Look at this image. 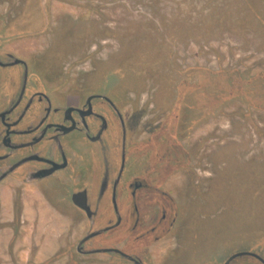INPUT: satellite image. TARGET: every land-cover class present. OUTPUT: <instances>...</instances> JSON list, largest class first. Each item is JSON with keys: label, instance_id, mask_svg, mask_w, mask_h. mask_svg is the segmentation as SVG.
Masks as SVG:
<instances>
[{"label": "rangeland", "instance_id": "rangeland-1", "mask_svg": "<svg viewBox=\"0 0 264 264\" xmlns=\"http://www.w3.org/2000/svg\"><path fill=\"white\" fill-rule=\"evenodd\" d=\"M249 1L262 10L257 15L261 28L206 34L187 27L185 0H0V18L9 19L14 29L8 36L12 44L38 55L61 92L102 79L109 88L121 85L126 114L139 118L142 150L183 142L189 156L205 158L204 167L193 164L190 170L210 190L202 195L210 213L218 205L222 243L205 254L204 264L210 255L222 258L230 245L237 252L246 239L257 245L264 237V85L259 79L264 73V1ZM235 72L257 83L233 90L228 79L235 82ZM214 87L227 93L218 96ZM217 155L220 190L214 193ZM228 156L235 158L233 170L223 164ZM74 219L52 197L34 195L15 181L4 183L0 264H65L62 254L73 242L67 234L78 229L70 223ZM228 224L230 230L224 227ZM231 236L235 244L226 245L223 238ZM174 243L157 245L156 264ZM165 264L193 262L176 252Z\"/></svg>", "mask_w": 264, "mask_h": 264}, {"label": "flooded vegetation", "instance_id": "flooded-vegetation-1", "mask_svg": "<svg viewBox=\"0 0 264 264\" xmlns=\"http://www.w3.org/2000/svg\"><path fill=\"white\" fill-rule=\"evenodd\" d=\"M10 25L0 18V187L18 182L75 214L70 223L78 229L67 234L73 242L62 254L65 264H156L157 245L165 248L174 239L161 264L176 252L204 264L205 254L222 243L218 205L210 213L202 197L210 190L190 170L204 167L205 158L189 156L183 142L142 150L139 118L126 114L123 86L109 88L102 79L61 92L38 55L12 44ZM235 78L228 82L237 91L257 83L238 72ZM259 79L264 85V73ZM220 159L213 161L214 193ZM228 159L223 164L233 170L235 158ZM235 240L223 238L226 245ZM259 240L246 239L237 252L230 245L222 258L210 255L205 264L243 258L240 264H264L263 235Z\"/></svg>", "mask_w": 264, "mask_h": 264}, {"label": "trees", "instance_id": "trees-1", "mask_svg": "<svg viewBox=\"0 0 264 264\" xmlns=\"http://www.w3.org/2000/svg\"><path fill=\"white\" fill-rule=\"evenodd\" d=\"M189 5L191 31L199 28L206 34H213L220 30H250L253 27L261 28L257 15L262 12L261 8L249 6V0H185ZM252 4L260 5L264 0H251ZM219 4V5H218ZM264 10V8H263ZM252 17V19H251ZM195 19L196 22L191 21Z\"/></svg>", "mask_w": 264, "mask_h": 264}, {"label": "water", "instance_id": "water-1", "mask_svg": "<svg viewBox=\"0 0 264 264\" xmlns=\"http://www.w3.org/2000/svg\"><path fill=\"white\" fill-rule=\"evenodd\" d=\"M96 252L105 253V252H113V251H96Z\"/></svg>", "mask_w": 264, "mask_h": 264}]
</instances>
